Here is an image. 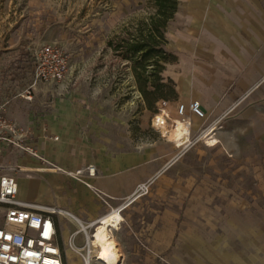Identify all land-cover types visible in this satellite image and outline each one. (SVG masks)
I'll use <instances>...</instances> for the list:
<instances>
[{"label":"rangeland","instance_id":"1","mask_svg":"<svg viewBox=\"0 0 264 264\" xmlns=\"http://www.w3.org/2000/svg\"><path fill=\"white\" fill-rule=\"evenodd\" d=\"M223 1L179 0L164 45L177 61L163 75L182 97L149 109L132 71L140 55L130 46L148 34L154 0H0V79L14 82V102L22 100L36 124L23 133L14 121L19 144L32 153L18 148L14 168L4 162L10 155L2 164L36 190L23 198L38 202L45 184L40 203L75 216L56 214L65 264H85L86 234L98 225L90 222L121 206L123 221L113 230L121 264H200V257L243 264L246 255L264 264V0ZM45 46L62 51L67 71L57 83H38L27 101L34 54ZM194 101L208 120L221 119L215 146L184 145L154 124L165 109L181 121L177 107ZM88 163L125 183L119 197L77 174ZM241 226L245 235L236 233Z\"/></svg>","mask_w":264,"mask_h":264},{"label":"built area","instance_id":"2","mask_svg":"<svg viewBox=\"0 0 264 264\" xmlns=\"http://www.w3.org/2000/svg\"><path fill=\"white\" fill-rule=\"evenodd\" d=\"M34 64L32 68V82L26 87L22 98L30 101L32 99L31 90L38 84H51L61 81L66 74L67 66L63 53L59 48L45 46L34 54ZM55 62V65H48V61ZM10 100L0 99V264H65L64 247L59 236V224L56 219L57 212L54 207L46 206L37 201L27 200L21 197L19 183L9 173L7 166H4L3 158L14 155V150L23 149L32 153L30 147H23L16 137L19 134L16 123L6 115V108ZM177 116L181 122L187 125L188 131L182 134L186 138L183 144H193L203 140L202 136L212 133L216 135L217 127L221 119L206 124L197 136L192 134L194 121L192 116H196L199 121H207V112L198 101L190 104H180L177 107ZM161 116V118H159ZM172 119L170 111L162 110L154 118V124L159 129L168 126ZM169 130V129H168ZM87 178L99 176V169L95 163H88L83 166L78 173ZM152 180L142 183L137 192L143 188H148ZM124 206L113 209L122 213ZM102 219L91 221V224H100ZM83 230L86 227L83 226ZM87 236V252L82 253L85 264L95 261L89 245V235Z\"/></svg>","mask_w":264,"mask_h":264},{"label":"trees","instance_id":"3","mask_svg":"<svg viewBox=\"0 0 264 264\" xmlns=\"http://www.w3.org/2000/svg\"><path fill=\"white\" fill-rule=\"evenodd\" d=\"M154 2L156 12L151 18L148 34H142L141 39L130 46L131 54L140 55L132 71L149 109H155L154 105L159 101L168 102L179 98L175 81L163 75L165 64L177 61V57L169 54L164 45L167 44L165 29L178 11L179 0Z\"/></svg>","mask_w":264,"mask_h":264},{"label":"bare ground","instance_id":"4","mask_svg":"<svg viewBox=\"0 0 264 264\" xmlns=\"http://www.w3.org/2000/svg\"><path fill=\"white\" fill-rule=\"evenodd\" d=\"M161 118V116H159ZM164 135H173L175 137H181L184 132L188 131L187 125L181 121H174L173 129L168 130L166 126L162 128ZM185 140L186 138H182ZM202 142L205 146H215L218 143L216 136L212 133H208L202 136ZM36 171H54L53 169L39 168ZM125 183L120 184L119 179L115 180V184L112 188L116 191V195L119 197L121 194L119 192L124 189ZM20 194L22 197H25V192L27 189V182L22 179L19 184ZM46 189V185L43 184L41 191L39 193L38 202H43V195ZM113 191V190H112ZM58 212L61 217L64 215L74 216L69 211L63 210L61 208H53ZM75 217V216H74ZM77 218V217H76ZM81 222L80 219H78ZM123 221L122 214L118 211H113L102 218L100 224L97 225L96 229L93 231L91 236H89V245L92 255L95 258V261L99 264H121L124 256L123 248L117 237L113 234V230H120V224ZM83 223L81 222V225ZM84 226V224H83ZM63 238L66 242V251L71 258H74V252L69 245L70 232L66 229L63 233ZM72 264H78V262L73 261Z\"/></svg>","mask_w":264,"mask_h":264},{"label":"crops","instance_id":"5","mask_svg":"<svg viewBox=\"0 0 264 264\" xmlns=\"http://www.w3.org/2000/svg\"><path fill=\"white\" fill-rule=\"evenodd\" d=\"M225 6H243L244 4H247L248 2L246 0H224L222 2ZM220 6V4H219ZM236 15H243L242 11H236L235 12ZM249 14V13H248ZM247 14V16H248ZM219 28L226 30L227 26L225 23H221L219 24ZM229 28V27H228ZM230 29V28H229ZM11 73V72H10ZM12 78V77H11ZM5 85L7 92L4 93L5 88L3 87ZM11 85V86H10ZM178 94H179V100H181L182 97V93L177 90ZM6 98H8L10 100L9 106L6 108V115L8 116V118H10L13 122L15 121L18 125V127L20 128V130L24 133L26 130L27 131H31V129L33 127H36V124L32 121V119L35 118V115H33L32 113L29 112V109L27 110H21L20 107L23 108L24 106V102L18 101V99H16L14 102V82L8 81L6 79H0V99L1 100H5ZM192 119L194 121V126L197 125H204L206 121H199L197 119L196 116H192ZM212 120H208L207 124L209 122H211ZM40 121L38 120L39 123ZM206 125V124H205ZM193 130V128H192ZM221 135L220 132H216L215 136H219ZM46 153H51L49 151H47ZM3 160V159H2ZM5 164L7 163L8 165L11 166V168H14V155H11L9 158H6L4 160ZM14 173L12 172V175ZM94 186L96 187V189L100 192V193H109L112 192V190H114V188H112L115 184V176L113 174H105L104 172H101V175H99L98 177L94 178ZM29 187V185H28ZM29 189V188H28ZM35 190V189H34ZM34 190H32L31 192L26 189L25 192V196L26 198L29 199H33L34 196L36 195V192H34ZM36 191V190H35ZM103 195H107L104 194ZM99 195V194H98ZM32 201V200H31ZM244 228H242V226L239 229H236V233L239 235H245L242 233V230ZM244 262L243 264H255V262H253L252 257L250 256H245L244 257ZM198 261L200 262V264H207L206 260H204V258H198ZM234 264V263H232ZM235 264H240V262L235 263Z\"/></svg>","mask_w":264,"mask_h":264}]
</instances>
